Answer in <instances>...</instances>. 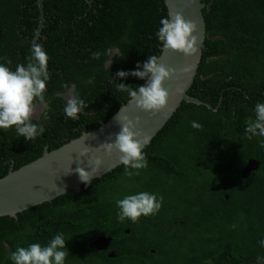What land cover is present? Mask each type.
<instances>
[{
  "label": "trees",
  "instance_id": "16d2710c",
  "mask_svg": "<svg viewBox=\"0 0 264 264\" xmlns=\"http://www.w3.org/2000/svg\"><path fill=\"white\" fill-rule=\"evenodd\" d=\"M203 2L204 47L187 92L203 104H180L145 147L148 166L139 175H125L120 165L16 218L0 217V264H13L17 247L46 246L58 233L69 252L65 264H257L264 257V137L245 132L264 103V0ZM39 15L37 0H0V64L26 66L40 44L50 76L46 109L33 119L45 126L42 136L31 141L14 126L0 129V178L45 147L98 128L129 100L115 84L138 88L146 79L116 73L143 70L160 55L156 32L168 16L163 0H43L35 39ZM107 49L119 51L110 68ZM95 51L99 60L91 58ZM73 84L87 103L77 120L57 96ZM250 162L256 167L244 174ZM142 191L163 196L159 212L118 221L116 201ZM101 238L107 242L98 248Z\"/></svg>",
  "mask_w": 264,
  "mask_h": 264
},
{
  "label": "clouds",
  "instance_id": "9594fccd",
  "mask_svg": "<svg viewBox=\"0 0 264 264\" xmlns=\"http://www.w3.org/2000/svg\"><path fill=\"white\" fill-rule=\"evenodd\" d=\"M161 27L156 32V37L164 49L182 53L190 57L197 52V25L186 20L184 16L177 13H170L160 20ZM102 53L95 51L92 59L99 60ZM104 55L112 56V50L107 49ZM49 57L40 44L33 45V54L27 58L26 66L18 64L15 70L0 64V129L8 130L15 127L18 136L26 140H35L46 131L42 123H33V117L37 110V104L46 106L47 82L50 79L48 73ZM159 57L151 55L143 64V70L131 72L118 71L116 75L125 78L129 75L147 79L146 86L133 88L132 86L115 84L116 91L127 93L129 101H135L138 109L155 114L166 107L169 100V92L163 87L166 80L170 79L175 69L160 64ZM140 65H137V69ZM65 88L69 86L64 85ZM87 108V103L79 98L76 86H71V94L68 98L64 112L71 120L79 119V114ZM121 130L115 135L114 142H104L100 147L106 155L113 151L118 154L119 162L125 167V175L131 177L139 175L141 169L148 166L145 147L150 143L151 137L143 135L137 130L139 118L130 119L127 115H117ZM43 119H48L47 111L43 113ZM191 126L201 129L202 125L192 121ZM245 132L252 136L264 137V103H257L254 108V118L246 120ZM111 138V137H110ZM264 147V144L261 145ZM80 156L89 157L91 172L82 167H77L75 172L85 185L91 183L93 175L102 165V160L97 156H89V148L84 147ZM12 169V168H11ZM131 169V170H130ZM13 170V169H12ZM163 196L142 191L136 194L127 195L117 200L119 209L117 219L123 222L125 219L137 223L141 216L154 215L162 207ZM66 239L63 233L56 234L46 246L39 243H31L27 247H17L10 254L13 264H65L69 252L65 246ZM264 247V240L259 241ZM257 264H264V257H257Z\"/></svg>",
  "mask_w": 264,
  "mask_h": 264
},
{
  "label": "water",
  "instance_id": "95a60500",
  "mask_svg": "<svg viewBox=\"0 0 264 264\" xmlns=\"http://www.w3.org/2000/svg\"><path fill=\"white\" fill-rule=\"evenodd\" d=\"M170 13H181L186 20H190L197 25V52L186 57L182 53L169 51L160 47L159 63L168 68L175 69L174 75L166 80L163 87L169 92V100L165 108L153 114L138 109L135 101L127 100L122 103L118 110L98 128L86 131L81 135L68 141L60 147L48 151L47 148L37 159L24 164L18 169H10L7 174L0 178V217L9 216L16 218L19 212L32 208L44 202H50L54 198L67 193L68 191H78L84 184L75 172L77 167H82L91 172L89 157L80 156L84 147L89 148V156H97L102 160L99 170L92 179L100 178L104 174L122 165L119 162L116 151L109 156L100 147L104 142H114L115 135L121 130V125L117 121L120 115H127L134 120L138 117L139 124L137 130L143 135H148L151 139L157 134L165 123L175 113L182 102L203 104L197 98L190 97L187 92L193 83L197 68L204 47L206 25L203 17V0H163ZM39 9V26L35 32V39L40 33L44 22L43 0H37ZM117 49L113 50V55L118 54ZM105 63L106 68H110L112 57ZM148 80L142 86H146ZM208 108L209 105H206ZM38 108V107H37ZM111 137V138H110ZM151 141V140H150ZM107 240L101 238L94 244L98 248H103Z\"/></svg>",
  "mask_w": 264,
  "mask_h": 264
},
{
  "label": "flooded vegetation",
  "instance_id": "af4514ba",
  "mask_svg": "<svg viewBox=\"0 0 264 264\" xmlns=\"http://www.w3.org/2000/svg\"><path fill=\"white\" fill-rule=\"evenodd\" d=\"M70 94H71V88L70 89H68L66 92H64V93H62V94H58L57 96H61V97H63L65 100H68V98L70 97ZM65 96H66V98H65ZM37 110H36V113H35V116L33 117V119L34 120H37L38 118H39V116H40V114L43 112V110H45L46 109V106H43V105H39V104H37ZM45 148H47V147H45ZM12 167H10V169H11Z\"/></svg>",
  "mask_w": 264,
  "mask_h": 264
},
{
  "label": "rangeland",
  "instance_id": "374dc122",
  "mask_svg": "<svg viewBox=\"0 0 264 264\" xmlns=\"http://www.w3.org/2000/svg\"><path fill=\"white\" fill-rule=\"evenodd\" d=\"M66 98V96H65ZM37 114V113H36ZM35 116V115H34ZM256 167V164L253 162H250L248 164V167L245 169L244 174H247L250 170L254 169Z\"/></svg>",
  "mask_w": 264,
  "mask_h": 264
}]
</instances>
